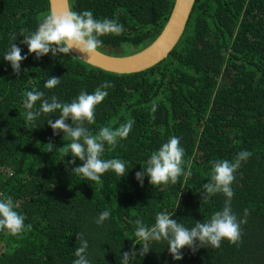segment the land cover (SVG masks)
Wrapping results in <instances>:
<instances>
[{
    "label": "trees",
    "instance_id": "obj_1",
    "mask_svg": "<svg viewBox=\"0 0 264 264\" xmlns=\"http://www.w3.org/2000/svg\"><path fill=\"white\" fill-rule=\"evenodd\" d=\"M174 2L71 0L77 13L90 10L98 20L123 25L122 35L100 37L101 49L110 53L152 42ZM49 13V0H0V199L11 197L25 225H31L19 237L0 232V264H73L81 233L90 264H120V254L136 242L137 218L150 227L157 213H174L172 219L191 229L222 210L225 196L201 200L202 185L210 180L213 161L232 162L244 150L252 155L235 174L231 201L238 220L246 219L239 246L223 240L218 249L206 246L193 253L185 247L183 259L176 261L166 242H153L146 256L137 255L130 264H264V0H197L186 33L169 57L133 75L104 73L73 55L49 53L37 59L29 54L20 31L34 32ZM13 36L27 56L19 76L3 59ZM50 77L61 78L53 89L44 87ZM104 81L114 86L106 89L89 130L96 134L129 119L135 124L115 148L105 144L102 156L125 161L127 175L109 170L100 187L71 174L66 162L73 157L61 149L70 140L62 132L53 134L48 114H41L34 129L25 119L24 100L35 89L71 103ZM153 103L158 105L154 113ZM50 118L55 122L58 115ZM172 136L185 150V174L176 184L159 186L145 176L141 186L136 172ZM49 142L55 145L51 152ZM76 166H82L78 158L71 167ZM105 210L111 215L98 225ZM141 247L135 245L137 251Z\"/></svg>",
    "mask_w": 264,
    "mask_h": 264
},
{
    "label": "clouds",
    "instance_id": "obj_2",
    "mask_svg": "<svg viewBox=\"0 0 264 264\" xmlns=\"http://www.w3.org/2000/svg\"><path fill=\"white\" fill-rule=\"evenodd\" d=\"M124 32L122 24L116 20L105 18L98 20L94 18L93 12L84 10L77 13L71 9L64 11H52L46 15L39 23L34 32L22 28L19 36H23L20 42L27 45L28 53L35 54L37 59L51 53L52 56L58 54L78 56H89L98 53L102 47L100 37L106 35L120 36ZM13 43L3 55V59L10 63L13 72L19 76L21 72V62L27 59L22 55V49L15 43L17 36H13ZM61 82V78L50 77L46 80L44 87L53 89ZM114 85L110 81H104L93 93L84 91L78 95L71 103L60 102L53 95L50 99L39 90H31L26 93L24 107L27 110L25 119L33 125L39 127L37 120L41 114H48L47 124L53 130L54 135L63 133V139L67 137L70 143L61 149L65 156L71 154L72 160L66 162V168L71 169V174L82 175V177L95 182L103 187L101 177L112 170L120 177H125L128 173L126 162L117 158L103 159L105 144L110 148H115L120 141L126 140L132 131L135 121L127 120L119 127L112 128L104 126L98 133L93 134L88 125L96 122V107L108 96L106 89ZM40 106L37 109L36 104ZM158 105L153 103L151 111H157ZM58 115L53 122L50 118ZM70 120L71 124L66 123ZM49 152L53 151L55 145L47 144ZM185 150L181 146L180 138L172 136L166 143H163L157 151H154L146 161V166L141 171L136 172V180L143 185L144 177H149V183L153 186L169 183L176 184L179 178L185 174L184 160ZM251 152L244 150L237 154L234 161L219 160L212 162L210 180L202 185L203 192L201 200L207 201L209 197L222 193L225 196L224 207L216 211L207 222H196L189 229L177 220L172 219L174 213L160 212L155 217L153 225L146 226L142 219L137 218L133 249L122 254L120 264H130L136 256H146L152 249L153 242H166L169 254L173 260L183 259L181 250L187 247L193 253L199 248L211 246L218 249L223 240H227L231 245L239 246L242 242L241 225L246 223V219L238 220L233 213L231 201L235 193L232 185L236 179V172L241 167L242 162L251 157ZM82 161V166L71 167L76 159ZM179 206V203H178ZM177 206V207H178ZM11 197L0 199V232L13 237L21 236L26 228L31 229V225H25V217L19 214L15 208ZM108 210L101 212L96 220L98 225L103 224L110 217ZM248 215L245 210V217ZM77 239L80 247L76 250L73 264H90L87 258L88 242L79 234ZM141 245L137 251L135 245Z\"/></svg>",
    "mask_w": 264,
    "mask_h": 264
},
{
    "label": "water",
    "instance_id": "obj_3",
    "mask_svg": "<svg viewBox=\"0 0 264 264\" xmlns=\"http://www.w3.org/2000/svg\"><path fill=\"white\" fill-rule=\"evenodd\" d=\"M196 2L197 0H175L172 12L160 35L139 50L114 54L100 48L92 57L75 58L90 67L113 75H133L152 69L166 60L181 41ZM49 4L50 12L72 10L71 0H49Z\"/></svg>",
    "mask_w": 264,
    "mask_h": 264
},
{
    "label": "rangeland",
    "instance_id": "obj_4",
    "mask_svg": "<svg viewBox=\"0 0 264 264\" xmlns=\"http://www.w3.org/2000/svg\"><path fill=\"white\" fill-rule=\"evenodd\" d=\"M112 53H114V54H118L116 51H111Z\"/></svg>",
    "mask_w": 264,
    "mask_h": 264
}]
</instances>
